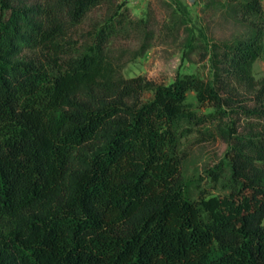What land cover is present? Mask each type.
Segmentation results:
<instances>
[{"label":"trees","instance_id":"obj_1","mask_svg":"<svg viewBox=\"0 0 264 264\" xmlns=\"http://www.w3.org/2000/svg\"><path fill=\"white\" fill-rule=\"evenodd\" d=\"M103 1L0 0V264H264V104L235 98L258 85L261 0L243 4L247 38L208 46L212 80L169 85L119 74L114 21L64 60ZM236 114L258 122L239 131ZM211 124L228 144L210 170L222 192L195 196L183 143Z\"/></svg>","mask_w":264,"mask_h":264},{"label":"rangeland","instance_id":"obj_2","mask_svg":"<svg viewBox=\"0 0 264 264\" xmlns=\"http://www.w3.org/2000/svg\"><path fill=\"white\" fill-rule=\"evenodd\" d=\"M246 0H104L92 9L75 30L73 38H81L77 49L64 60L83 52L89 45L90 33L114 21L119 30L107 44V50L119 74L126 78L144 76L157 84H172L179 74H192L205 80L214 78L210 58H205L212 42H234L247 38L253 31L252 21L243 15ZM264 5V0H261ZM191 41L195 42L191 47ZM78 50V51H77ZM38 52L25 50L23 55L35 57ZM258 85L255 90L239 87L237 105L249 108L264 104V52L253 66ZM152 94L146 95L150 99ZM188 103L198 114L214 112L212 106H201L195 92ZM231 119V118H230ZM239 131L258 120L234 115ZM213 135L200 127L184 140L186 159L183 174L193 182V194H218L222 186L212 182L210 170L226 158L228 144L210 125Z\"/></svg>","mask_w":264,"mask_h":264}]
</instances>
